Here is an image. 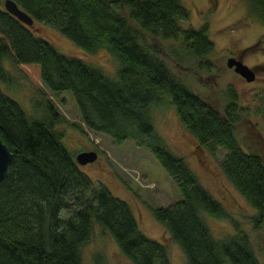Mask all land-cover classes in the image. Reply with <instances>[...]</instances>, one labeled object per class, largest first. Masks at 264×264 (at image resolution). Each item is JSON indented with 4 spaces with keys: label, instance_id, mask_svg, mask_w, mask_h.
<instances>
[{
    "label": "trees",
    "instance_id": "1",
    "mask_svg": "<svg viewBox=\"0 0 264 264\" xmlns=\"http://www.w3.org/2000/svg\"><path fill=\"white\" fill-rule=\"evenodd\" d=\"M13 1L32 24L0 7V84L10 82L1 63L6 59L48 90L70 93L88 129L117 144L128 139L146 148L179 194L151 213L179 246L185 264H259L245 230L211 235L199 211L228 219L226 210L153 126L151 106L168 103L199 146L222 147L220 169L256 212L254 228L264 224V163L257 152L243 151L233 136L234 95L229 92L216 110L146 42V37L164 42L176 64L208 70L213 44L206 26H181L188 12L179 0ZM246 1L249 14L264 24V0ZM34 22L53 26L82 50L106 49L117 60L115 72L57 51L34 35ZM260 100L264 120V94ZM45 108V118L30 116L0 88V139L11 152L8 175L0 183V264H81L79 248L95 225L131 264H172L166 245L139 229L127 203L79 169L53 127L54 109L49 102Z\"/></svg>",
    "mask_w": 264,
    "mask_h": 264
},
{
    "label": "rangeland",
    "instance_id": "2",
    "mask_svg": "<svg viewBox=\"0 0 264 264\" xmlns=\"http://www.w3.org/2000/svg\"><path fill=\"white\" fill-rule=\"evenodd\" d=\"M179 1L188 12V18L180 23L181 26H206L213 44L207 57L212 67L205 70L190 63L176 64L168 55L164 42L161 44L147 37L146 42L156 48L157 56L165 61L176 77L216 110L221 111L229 92L234 95L238 117L232 125L233 136L243 151L257 152L264 163V120L260 100L264 94V24L249 14L246 0ZM30 28L34 35L47 40L57 51L82 58L110 75L115 72L117 60L106 49L82 50L46 23L34 22ZM227 53L238 56L254 71L252 81H245L226 67ZM1 63L10 76L8 84H0L4 94L37 118L47 116L45 102H49L58 118L53 127L61 133V141L71 155L84 150L96 152V158L78 165L79 169L93 183L103 185L111 195L127 203L139 229L147 237L166 245L172 264H185L179 246L171 241L151 213L152 208L164 207L179 199L173 182L152 154L144 147L135 146L131 140L117 144L109 136L88 129L80 120L70 93L52 92L8 60L3 59ZM150 111L154 129L170 152L187 163L199 183L227 212L228 219H219L199 211L211 235L221 238L233 233L235 228L245 230L258 263L264 264V224L254 228L252 218L256 212L220 169L219 161L224 149L215 147L209 150L199 146L180 123L170 104H154ZM79 254L81 264H98L94 257L103 264H131L121 255L112 238L96 225L79 248Z\"/></svg>",
    "mask_w": 264,
    "mask_h": 264
},
{
    "label": "water",
    "instance_id": "3",
    "mask_svg": "<svg viewBox=\"0 0 264 264\" xmlns=\"http://www.w3.org/2000/svg\"><path fill=\"white\" fill-rule=\"evenodd\" d=\"M3 9L21 23L30 26L32 24L31 17L23 10L19 9L13 0H2ZM227 68L241 76L245 81L254 79V72L242 61L234 57H227L225 60ZM96 158V152L93 150L79 151L74 154L73 159L77 165H83L92 162ZM11 159V152L8 147L0 139V183L3 182L8 175V166Z\"/></svg>",
    "mask_w": 264,
    "mask_h": 264
},
{
    "label": "flooded vegetation",
    "instance_id": "4",
    "mask_svg": "<svg viewBox=\"0 0 264 264\" xmlns=\"http://www.w3.org/2000/svg\"><path fill=\"white\" fill-rule=\"evenodd\" d=\"M225 57H226V58H227V57H234L235 59L240 60L238 56H236V55H234V54H232V53H227ZM240 61H241V60H240ZM231 69H232V68H231ZM236 74H237V73H236ZM237 75H238V74H237Z\"/></svg>",
    "mask_w": 264,
    "mask_h": 264
}]
</instances>
